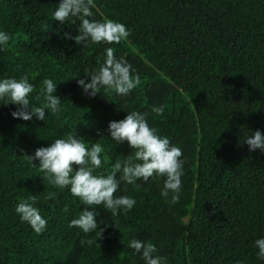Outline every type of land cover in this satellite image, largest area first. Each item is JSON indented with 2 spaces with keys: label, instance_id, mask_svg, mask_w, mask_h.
<instances>
[{
  "label": "trees",
  "instance_id": "16d2710c",
  "mask_svg": "<svg viewBox=\"0 0 264 264\" xmlns=\"http://www.w3.org/2000/svg\"><path fill=\"white\" fill-rule=\"evenodd\" d=\"M59 3L0 0V31L11 36L0 46V80L27 76L40 106L35 97L52 79L61 98L58 114L31 121L13 118L18 106L0 101V264H146L128 247L133 239L155 244L167 264H264L255 243L264 238V152L244 143L255 130L264 133V0H94L90 19L131 33L113 45L68 39L81 21H55ZM107 47L140 76L127 96L101 88L92 97L77 82H90ZM154 106H164L163 115ZM131 111L147 113L149 126L182 150L179 203L161 195L164 178L138 180L139 188L121 181L115 195L136 204L113 216L53 187L40 161L24 156L76 132L89 149L102 146L94 174L107 176L117 159L134 155L109 131ZM49 192L56 197L47 199ZM32 196L47 220L41 234L16 212ZM84 210L97 212L103 234L70 227ZM87 239L95 243H81Z\"/></svg>",
  "mask_w": 264,
  "mask_h": 264
},
{
  "label": "clouds",
  "instance_id": "9594fccd",
  "mask_svg": "<svg viewBox=\"0 0 264 264\" xmlns=\"http://www.w3.org/2000/svg\"><path fill=\"white\" fill-rule=\"evenodd\" d=\"M94 7V0H60L53 14L54 20L61 24L69 21L75 23V18L81 21L78 35L72 37L70 33L64 34L68 39H74L77 45L88 43L113 45L127 41L131 33L124 24L112 20L101 22L90 19ZM44 28L48 30L47 23L44 24ZM10 39L8 33L0 31V46H6ZM105 51L106 58L99 69L90 77H86L90 78V82L79 79L78 84L92 97L100 94L101 88L105 93L129 95L141 84L139 74L133 75L132 65L117 58L114 48L107 47ZM34 90V85L29 82L27 76L19 80L5 78L0 80V101L17 105V110L11 115L24 121H31L34 117L37 120H46L48 111L52 115L61 111V98L55 94L57 84L52 79H44L43 87L35 97L37 101L43 98L40 106L34 105L30 99ZM164 110V106H154L151 109L158 116L163 115ZM128 113L123 120L111 121L109 131L111 138L118 145L127 142L134 150V155H129L125 160L117 159L107 176L94 174L95 170L102 167L101 154L104 152L102 146L94 143L89 149L84 139L78 137L76 132L70 133L66 139H56L50 147L38 148L34 155L24 156L34 166L36 165L34 161H40L39 168L53 187L60 190L70 188L71 194L78 197L83 204L92 206L93 209L103 205L113 216L119 215L121 210L127 213L136 204L132 197L115 195L121 181L139 188L138 180L147 182L150 178L153 180L164 178L161 195L166 199L170 197L169 202L173 205L179 203L185 164L182 150L171 145L168 138L161 137L157 129L149 126L147 113L139 111ZM244 143L249 146L250 151L260 149L264 152V133L255 130L252 135L245 138ZM107 160V155H104L103 161ZM55 197L56 192H49L46 198ZM35 204L36 197L32 196L20 202L16 212L22 221L27 222L37 234H41L47 227V220ZM96 216V211L84 210L79 218L70 222V227H78L85 234L99 228L103 234L104 229L99 227ZM81 243L91 246L95 241L87 239ZM255 243L259 249V258L264 259V238L257 239ZM128 247L142 254L146 264H167L166 257L154 255L158 249L152 242L145 243L133 239Z\"/></svg>",
  "mask_w": 264,
  "mask_h": 264
}]
</instances>
